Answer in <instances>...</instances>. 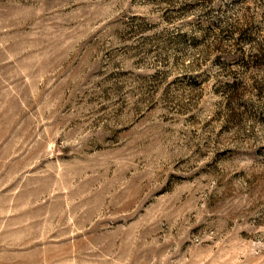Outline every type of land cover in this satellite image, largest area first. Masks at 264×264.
Returning <instances> with one entry per match:
<instances>
[{
  "label": "rangeland",
  "instance_id": "1",
  "mask_svg": "<svg viewBox=\"0 0 264 264\" xmlns=\"http://www.w3.org/2000/svg\"><path fill=\"white\" fill-rule=\"evenodd\" d=\"M0 264H264V0H0Z\"/></svg>",
  "mask_w": 264,
  "mask_h": 264
}]
</instances>
